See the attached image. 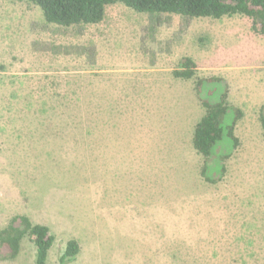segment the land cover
I'll return each instance as SVG.
<instances>
[{"label":"rangeland","instance_id":"374dc122","mask_svg":"<svg viewBox=\"0 0 264 264\" xmlns=\"http://www.w3.org/2000/svg\"><path fill=\"white\" fill-rule=\"evenodd\" d=\"M182 56L195 77L223 78L242 111L213 182L191 142L195 79L172 75ZM262 104L264 35L246 16L117 2L63 27L0 0V227L17 214L47 225L51 264L69 239L79 252L64 264H264ZM0 264H35L33 243Z\"/></svg>","mask_w":264,"mask_h":264},{"label":"trees","instance_id":"16d2710c","mask_svg":"<svg viewBox=\"0 0 264 264\" xmlns=\"http://www.w3.org/2000/svg\"><path fill=\"white\" fill-rule=\"evenodd\" d=\"M40 8L44 22L59 26L96 24L104 18L105 8L113 3L151 16L161 13L179 15L183 19L208 17L219 19L233 15L246 16L252 28L264 35V0H25ZM151 29H153L151 27ZM85 48L80 49L84 53ZM195 62L189 56L180 57L172 70L175 78L195 79L194 90L202 108V115L195 122L192 146L202 160L200 173L213 182L224 171V160L238 145L235 124L242 111L230 105L228 87L223 78L195 77ZM259 122L264 134V104L260 107ZM23 238L35 247V264L48 262V251L55 240L47 225L33 223L28 216L17 214L0 227V258L17 256ZM79 252L75 239L66 242L59 257V264L71 261ZM3 253V254H1Z\"/></svg>","mask_w":264,"mask_h":264}]
</instances>
